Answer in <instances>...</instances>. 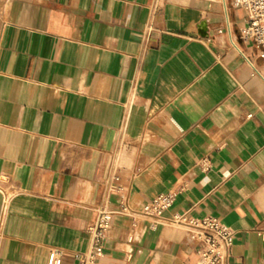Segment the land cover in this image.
<instances>
[{
	"label": "crops",
	"instance_id": "0c3cea01",
	"mask_svg": "<svg viewBox=\"0 0 264 264\" xmlns=\"http://www.w3.org/2000/svg\"><path fill=\"white\" fill-rule=\"evenodd\" d=\"M229 0H0V264L90 248L98 264H197L202 245L139 216H212L227 264H264V62ZM121 145V148H119ZM164 214V219L170 217Z\"/></svg>",
	"mask_w": 264,
	"mask_h": 264
},
{
	"label": "built area",
	"instance_id": "2783aa9c",
	"mask_svg": "<svg viewBox=\"0 0 264 264\" xmlns=\"http://www.w3.org/2000/svg\"><path fill=\"white\" fill-rule=\"evenodd\" d=\"M231 5L244 11L245 26L240 31V38L250 43L256 55L264 62V0H229ZM121 148V145H119ZM105 200L111 195L123 198L121 207L116 211L106 209L105 206L96 209V220L89 225L90 248L83 253L75 255L76 264H98L103 255L107 233L114 214H127L125 207V191L118 183L116 174H112L106 182ZM175 195L168 193L155 197L148 205L143 207L139 216L148 220L154 227L159 223H170L185 230L189 237L202 245L199 249L197 264H227L233 245V232L223 225L217 218L205 216L191 217L187 213L170 212ZM170 212V217L164 219V214ZM46 264H61V252L52 249L47 256Z\"/></svg>",
	"mask_w": 264,
	"mask_h": 264
}]
</instances>
